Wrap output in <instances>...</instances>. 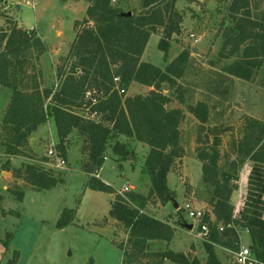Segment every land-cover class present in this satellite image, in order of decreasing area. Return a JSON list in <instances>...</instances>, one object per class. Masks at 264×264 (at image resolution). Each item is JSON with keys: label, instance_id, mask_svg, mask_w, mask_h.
I'll return each instance as SVG.
<instances>
[{"label": "trees", "instance_id": "obj_1", "mask_svg": "<svg viewBox=\"0 0 264 264\" xmlns=\"http://www.w3.org/2000/svg\"><path fill=\"white\" fill-rule=\"evenodd\" d=\"M83 1L89 4L86 17L75 21V38L67 55L58 60L56 91L42 87L40 58L46 52L44 41L35 29H21L6 17L8 29L0 31V87L8 89L11 97L0 126V146L8 157L4 171H12L16 179H23L36 192L53 190L64 181L63 175L55 177V169L42 167L49 161L47 155L38 160L30 145L33 133L52 119L58 154L67 159L68 138L77 133L82 140L80 167L88 176L86 188L114 195L108 218L127 231V240L116 244L123 252L124 264H223L214 246L238 252L239 231L249 233L255 264H264V122L252 117L243 118L244 130L233 143L237 159L229 170L220 165L222 137H212L208 145L203 139L205 128L201 127L197 139L195 158L201 163V181L211 188V212L200 220V226L205 224L209 229L202 240L205 261L169 247L155 252L147 250V243L152 240L169 245L176 232L168 222L147 214L146 208L152 203L165 206L175 197V191L168 186V174L185 156L180 127L186 113L179 106L186 104V90L180 80L191 55L183 50L165 68L142 58L151 35L159 34V28L163 27L158 48L167 59L171 38L180 31L173 22L178 16L175 5L179 0H141L140 8L133 10L131 16L126 15L130 11L124 10L120 0ZM226 13L221 24L219 53L220 61L226 63L220 70L254 83L264 66V0H228ZM134 83L151 90L146 95L127 96ZM164 85L168 86L167 94L163 92ZM175 102L178 107L173 106ZM187 111L202 125L209 120L210 108L204 102L188 105ZM94 113L97 115L92 118ZM132 139L150 149L143 167L150 182L147 195L134 191L116 194L97 177L108 149L122 169V162L132 158L133 149L127 143ZM20 156L29 162L13 169L11 158ZM245 166L243 206L235 215L230 199L239 189L238 170ZM12 194L22 201L25 192ZM75 217V210H65L57 228L69 226ZM231 223L234 228L220 231V227ZM7 236L3 241L6 249L13 234ZM16 257L8 264H16ZM229 264L238 263L233 257Z\"/></svg>", "mask_w": 264, "mask_h": 264}, {"label": "rangeland", "instance_id": "obj_2", "mask_svg": "<svg viewBox=\"0 0 264 264\" xmlns=\"http://www.w3.org/2000/svg\"><path fill=\"white\" fill-rule=\"evenodd\" d=\"M120 1L125 11L133 12L140 8L141 0ZM225 1L179 0L175 5L178 16L174 17L173 22L180 31L171 38L172 46L167 59H164V53L158 48L165 30L163 27L159 28V34L151 35L142 58L144 62L165 68L183 50H188L191 55L185 75L180 80L186 90V104L182 106L186 118L180 127L185 156L178 160L173 171L168 174V186L175 191L174 200L179 206L174 209L171 202L166 206L152 203L147 206L146 213L169 222L180 230L175 232L170 249L184 252V249L195 244L190 249L191 252L186 253H191L202 261L207 255L204 243L198 237V221L189 218L184 210L189 204L193 209L211 212V188L202 184L201 163L195 158L201 127L205 128L203 139L208 145L211 144L215 120L221 112L219 137H222L220 150L223 160L220 165L229 170L230 164L237 159L233 143L240 139V133L244 130L241 126L243 118L252 117L264 122V66L254 83L233 78L220 70L226 63L219 59L221 24L227 14L228 0ZM88 6L82 0H0V31L8 29L6 17H9L21 29H35L44 41L46 52L41 56V67L45 72L42 82L44 88L58 90L56 60L58 63L62 56L67 55L74 39V23L86 17ZM4 90L6 89L0 88V126L7 108ZM149 91L134 83L127 91V96L146 95ZM222 91L225 92L221 94ZM163 92L167 94L169 89ZM198 102H204L210 108L209 120L204 125L187 111L188 105ZM177 105L175 102L173 106ZM50 127L43 125L40 131H45L39 137L35 136L37 140L34 147L38 160L45 157L51 147L50 136L55 133H50ZM76 134L72 136L73 142L77 140ZM145 148L148 149L146 146ZM134 151L131 160L122 162V169L112 157L111 150L107 151L108 158L104 161L99 178L116 194L125 186L132 187L134 192L143 195H147L150 189V182L142 172L145 152L142 148L139 149V154ZM80 158V147L74 145L70 149L66 167L53 170L55 177L63 175L64 181L53 190L36 192L31 191V186L23 179H16L12 171L9 175L3 174L8 157L0 146V264H8L16 256V264H89L91 261L92 264H124L123 252L116 244L127 240V231L112 220L108 223L112 195L89 190L90 196L84 200L88 176L80 168ZM25 162L29 160L22 156L16 157L11 162V167L20 168ZM42 167L52 169L46 163ZM246 171V166L238 170L239 189L233 192L230 199L235 207V215L242 210ZM14 191L25 192L22 201L12 194ZM262 199L264 201V191ZM65 210H76L77 218L69 226L58 229L57 223ZM262 217L264 219V211ZM184 225H193L191 234ZM239 232L241 239L238 252L243 247H251L249 233ZM8 234H13V239L6 249L3 241L8 239ZM162 245H165L162 241H151L147 250L155 252ZM216 247L219 246H214V249ZM215 254L220 262L229 264L235 253L221 247L216 248Z\"/></svg>", "mask_w": 264, "mask_h": 264}, {"label": "crops", "instance_id": "obj_3", "mask_svg": "<svg viewBox=\"0 0 264 264\" xmlns=\"http://www.w3.org/2000/svg\"><path fill=\"white\" fill-rule=\"evenodd\" d=\"M83 1V0H82ZM39 35V34H38ZM57 35L59 36L60 35V33H57ZM41 38V37H40ZM74 38H75V34H74ZM74 40V39H73ZM68 52V51H67ZM42 58H40V68H41V70H42V72H43V80H44V74H45V72H44V70H43V68L41 67L42 66ZM56 65H57V60H56ZM234 78V77H233ZM56 80V79H55ZM133 85V84H132ZM131 85V86H132ZM42 87L44 88V84L42 85ZM0 88H2L3 89V87H0ZM45 88H47V87H45ZM131 88V87H130ZM130 88H129V90H130ZM147 88V87H146ZM4 89H6V88H4ZM149 90H151L150 88H148ZM8 89H6V90H4V92L6 93V100H5V107H7L8 106V104H9V102H10V97H11V92L8 90ZM136 95H138V94H136ZM142 95H144V94H142ZM130 96V95H129ZM174 107H178V105L177 106H174ZM180 108H183L182 106H179ZM44 126H51L50 127V133L52 134V132H54L55 134H53V135H51L50 136V141H51V144L52 143H54V144H58V138H57V135H56V128H55V125H54V121L52 120V119H50L46 124H44ZM43 127V125L42 126H40L39 128H38V130L35 132V133H33V135L31 136V140H30V145H31V148L33 149V151L35 152V153H37L36 151H35V147H34V143L36 142V137L35 136H38L39 137V134H41L42 132H44V131H40V129ZM53 131H52V130ZM73 134H75V133H73ZM73 134H71V136H69V138H68V143H67V159H66V162H67V164H68V157H69V152H70V149L74 146V145H76V146H79L80 147V152H81V147H82V140H81V138L79 137V136H77V140H76V142H73L72 141V136H74ZM77 135V134H76ZM37 137V138H38ZM123 139V138H122ZM123 141H125L124 139H123ZM127 143H129V145H131V148L133 149V150H135L134 152L136 153V154H139L140 152H139V149L140 148H142L143 149V151L145 152L144 153V161H145V159H146V156H147V154L149 153V147L148 146H146V145H144V144H142V143H139V142H137V141H135V140H128L127 141ZM145 146L146 147H148V149H146L145 148ZM107 157V156H106ZM108 158V157H107ZM16 159V157L15 158H11V162H13L14 160ZM26 159V158H25ZM81 159H82V154H81V158H80V162H81ZM128 160H131V158H128ZM123 167V166H122ZM143 167H144V164L142 165V172H143ZM81 168V167H80ZM102 169V168H101ZM100 169V170H101ZM9 173L10 172H5V173H3V174H6V175H9ZM99 173H100V171H99ZM99 173H98V175H97V177L99 178ZM100 179V178H99ZM101 181H103L102 179H100ZM5 189V188H4ZM130 191H133V188L132 187H130ZM91 191V190H90ZM89 191V189H87L86 188V190H85V192H84V194H85V198H84V200L85 199H87L89 196H90V192ZM92 192H94V191H92ZM110 195H112V194H110ZM113 198H114V195H112V198H111V200H110V202L113 200ZM109 202V203H110ZM171 203H173V206H174V202L173 201H171ZM169 204V203H168ZM178 204V203H177ZM160 206H163V205H160ZM166 206V205H165ZM178 206H179V204H178ZM159 207V206H158ZM174 209H175V207H174ZM76 211V210H75ZM77 218V211H76V217H75V219ZM106 219H107V217H106ZM109 220H111V219H108V223H109ZM113 221V220H112ZM113 222H115V221H113ZM165 222V221H164ZM74 223V222H73ZM116 224H118L117 222H115ZM169 223V222H168ZM170 224V223H169ZM188 225H184V227L186 228V230H187V232L189 233V234H191V230L193 229H189L188 227H187ZM193 226V225H192ZM177 229V228H176ZM179 229H177L176 231H178ZM180 231V230H179ZM186 232V233H187ZM185 233V234H186ZM240 239H241V234H240ZM174 240V239H173ZM172 240V241H173ZM152 241H157V240H152ZM149 242H151V241H148V243H147V246H148V244H149ZM163 242V241H162ZM165 243V242H164ZM193 245H195V244H192V245H190L188 248H186V249H184V252L183 251H179V252H183V253H186V252H191V248H193ZM166 247H169L170 248V244L169 245H167V243H165V245L163 246H161L160 248H159V250H156V251H161V250H163V249H165ZM216 248H221V247H216ZM216 248H215V250H216ZM148 251H150L149 249H148ZM204 259V261H205V259H206V257L205 258H203ZM202 261V260H201ZM203 261V262H204ZM255 262V261H254Z\"/></svg>", "mask_w": 264, "mask_h": 264}, {"label": "built area", "instance_id": "obj_4", "mask_svg": "<svg viewBox=\"0 0 264 264\" xmlns=\"http://www.w3.org/2000/svg\"><path fill=\"white\" fill-rule=\"evenodd\" d=\"M117 80V79H115ZM87 96L90 97V93H87ZM96 113H94L91 117L94 118L96 117ZM57 144L52 143L50 149L47 152V157L49 159V161L46 163L49 167L57 170V169H64L67 165V162L64 158H62L57 151L56 148ZM105 160H107V157L104 158ZM131 189L129 186H125L124 189H122L121 191H118L119 195H123L127 192H129ZM184 210L187 214V216L193 220L198 221V224L200 226V220L203 218L204 216V212L198 209H193L191 208V206L188 204L184 207ZM200 231L198 234V237L201 240H204V238L208 235L209 229L208 226L203 224L200 226ZM225 228H234V224L231 223L227 226H222L220 227V231H223ZM234 259L238 264H250L252 262V257H251V250L250 248H246L243 247L242 250L238 253L234 254Z\"/></svg>", "mask_w": 264, "mask_h": 264}, {"label": "water", "instance_id": "obj_5", "mask_svg": "<svg viewBox=\"0 0 264 264\" xmlns=\"http://www.w3.org/2000/svg\"><path fill=\"white\" fill-rule=\"evenodd\" d=\"M126 15L127 16H131V12H128ZM163 90H168V86L167 85H164ZM224 92L225 91H222L221 94H223ZM220 123H221V112L219 113V115L217 116V118L215 120V126L213 127V130H212L213 137H219V135H220V132H219V124ZM172 201L175 203L174 204V207L177 209L178 208L177 202L174 199H172ZM187 227L189 229H192L193 228L192 225H188Z\"/></svg>", "mask_w": 264, "mask_h": 264}]
</instances>
